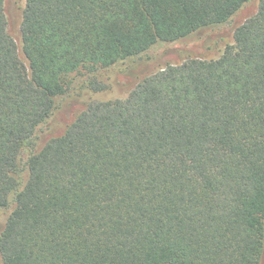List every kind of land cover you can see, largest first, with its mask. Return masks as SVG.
Segmentation results:
<instances>
[{
  "label": "trees",
  "instance_id": "1",
  "mask_svg": "<svg viewBox=\"0 0 264 264\" xmlns=\"http://www.w3.org/2000/svg\"><path fill=\"white\" fill-rule=\"evenodd\" d=\"M5 12L0 264H264V0Z\"/></svg>",
  "mask_w": 264,
  "mask_h": 264
},
{
  "label": "rangeland",
  "instance_id": "2",
  "mask_svg": "<svg viewBox=\"0 0 264 264\" xmlns=\"http://www.w3.org/2000/svg\"><path fill=\"white\" fill-rule=\"evenodd\" d=\"M26 5V0H5V14L8 21V30L9 32L17 38L20 31V25L22 23V17H23V10ZM253 9V8H252ZM252 9H246L244 10L240 15H238V18L244 20L246 18V15L250 13ZM229 33V31H226ZM224 35L222 32L218 33L217 37H214L213 40L210 43L209 51L203 50L202 53H205L207 55H210V57L218 58L224 51L226 45L233 44L232 36ZM201 44L203 42H200ZM181 48V47H180ZM164 59V60H163ZM150 70L157 71L165 66V58L163 56H160L158 60L152 63ZM77 92L85 97L86 99H98V100H109L116 97H124L126 96V90L125 91H113V92H101V93H92L90 91H87L86 89H83L81 85L77 86Z\"/></svg>",
  "mask_w": 264,
  "mask_h": 264
}]
</instances>
